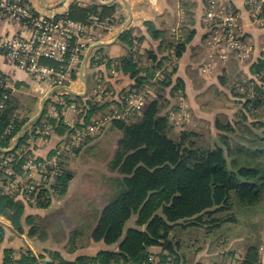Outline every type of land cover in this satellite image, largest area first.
<instances>
[{
    "label": "trees",
    "instance_id": "16d2710c",
    "mask_svg": "<svg viewBox=\"0 0 264 264\" xmlns=\"http://www.w3.org/2000/svg\"><path fill=\"white\" fill-rule=\"evenodd\" d=\"M114 8L103 7L102 16H112ZM97 10L96 5L83 8L76 4L69 13L72 19L84 21ZM145 25L152 38L159 41L158 54L153 50L146 52L151 59V66L171 47H175L180 59L195 34L194 30L183 28L184 40L174 44L165 31L158 30L151 22ZM121 40L127 43L129 53L113 63L110 60L109 66L115 64L118 70L135 80L136 86L133 88L137 91L152 83L150 79L154 71L141 63L140 54L135 49L136 42H139L132 39L129 30L122 34ZM251 72L264 73V58L258 59L251 66ZM262 81L263 84L255 87L256 96L249 100L255 110L263 111L261 119L257 121L260 133L249 141V145L238 144L232 147L225 144L215 148L198 147L194 143L187 145L186 139L191 133L183 132L179 139L170 136L169 115L163 114L161 110L162 101L166 102L164 92L172 85V81L162 79L153 82L163 92L161 94L160 91L156 98L148 101L139 120H112V128L121 131L122 136L110 168L120 176L113 178L115 192L101 212L92 239L109 245L121 242L120 251H101L96 256H81L72 262L61 260L59 254H55L54 258L59 259L60 264H141L149 259L152 247L160 246L162 264H181L177 254L179 241L175 243L170 237L175 226H208L211 229L223 222H233L235 219L229 218L228 214L220 217L231 211L233 196L243 207L259 204L264 197V76ZM179 87H182V83L175 81L171 94ZM21 101L14 97L0 116L2 148L8 147L10 139L28 122L27 118L20 119L18 116L27 111L26 101L24 105ZM86 106L82 118L85 117L87 125L104 107H98V104L93 106L90 102ZM45 118L46 113L23 134L18 146V150L23 149L21 158L32 154L29 139ZM59 124L60 132L66 134L69 125L61 121ZM11 125L16 126L11 134H7ZM230 126L223 128L229 130ZM8 155L11 154L0 153V156ZM72 177L69 169L63 170L57 194L62 196L66 193ZM23 205L11 195L0 194V215L7 216L19 228ZM44 205L39 203V207ZM134 216L137 217L135 227L126 230V224ZM34 232L35 228L32 230ZM2 235L3 228L0 226V239ZM13 253L12 250L6 252L4 264L11 263ZM260 262V247L256 246L250 247L243 258L236 260L237 264H262ZM14 264H37V261L32 253L26 252Z\"/></svg>",
    "mask_w": 264,
    "mask_h": 264
},
{
    "label": "crops",
    "instance_id": "0c3cea01",
    "mask_svg": "<svg viewBox=\"0 0 264 264\" xmlns=\"http://www.w3.org/2000/svg\"><path fill=\"white\" fill-rule=\"evenodd\" d=\"M101 1L104 3L112 1V3L102 4ZM223 1L230 3L240 13V23L248 42L252 44V46L254 45L255 55H258L259 52L261 53L264 46V29L259 28L253 23L251 19L252 15L246 6V0ZM28 2L36 7L38 11L49 15H63L76 4L83 8L96 5L98 6L97 12L93 11V13L90 14L99 15L101 18H109V21L113 23L105 25V29L107 30L102 29L101 37L99 35L96 40L92 39L89 41V46L82 54L83 56H81L82 64L80 65V68L74 67V65L70 67L71 75L70 78L66 79L64 86L69 87L74 93L61 89L48 98L44 113H46L47 117H51V121L54 123V129L51 130L52 134L50 135L49 140L44 141L39 139L36 143H31V148L33 150L32 154H35L36 156H47L53 148L60 145L59 143L62 142L61 139L65 138L66 134L60 132L59 127L56 126V124H59V115L56 117L55 114H60L61 111L63 112L62 109L66 110V119H80L85 112L84 108L87 107V102H90L93 106L98 104V107H104L103 110L94 115L92 118L93 121H98L100 117L103 118L105 116L106 109L108 110V108L102 103V96L99 97L98 93H96L98 88H100L98 82H101L102 86H107L115 93L116 97L113 100L114 102L118 101L119 94L126 89V86H132L134 84L135 80L131 79L121 70H118L115 64L109 66L110 60V62L113 63L129 53L130 48L126 42L121 40L122 35L118 38L120 28L129 22V19H131V21L127 30L130 31L131 35L134 34L135 36L142 37V40L139 42L142 44H140L141 47H138L137 53L140 54L139 56L143 66L147 65V63L149 64L151 60L146 52L153 50L158 54L159 48V41L152 38L145 25L146 22H151L158 30L165 31L168 38L172 40L174 44L184 40L185 29L195 31L193 38L187 45L185 53L178 60L177 69L171 77L172 85L166 89L167 97H169V95L172 96L173 94H170V92L171 88L175 85V81L177 83L179 81L182 83V87L179 88H182L184 92V95H182L184 98L183 102H187L190 115L197 117L204 116L207 109L204 101L207 100L208 95H210V93H221L225 90L224 84H222V79L224 77V71L227 72L228 69H225L224 66H219L212 74H210V76H208V74H203L199 70L200 64L208 59V54L205 53V30L203 25V13L207 0H28ZM111 6L115 7L114 14L107 17L102 16L103 7ZM175 27H178L181 31L179 37L177 35L173 36L171 33L172 28ZM14 29L17 31L16 28ZM103 36L106 37L102 38ZM99 43L105 44L96 46ZM121 47L124 48V50L126 49L124 54L121 52ZM91 48L92 51L85 63V84L82 78L81 68L85 62L88 51ZM114 68L115 72L113 73ZM0 72L10 77V79L21 88L17 95L19 94L21 98L27 97V111H23L22 115L29 121L39 113L43 98L48 92L53 90V87L47 86V84H34L32 77L28 73L17 68L1 53ZM227 74L229 73L227 72ZM89 75L95 76L98 80H96L93 86L90 85ZM56 96H63L66 100L58 102L56 101ZM77 98H79V100H77ZM29 100L30 102H28ZM50 100L51 102L48 104ZM109 101L111 102V100ZM65 104H67V107L63 108ZM111 104L113 103L111 102ZM29 105H32L31 109H29ZM107 117H104V119ZM65 118L62 117V119ZM113 119L108 120L105 125H108L110 122L112 123ZM61 122L65 124L64 121ZM109 126L112 125L109 124ZM112 129V127L111 129L109 127L105 131H112ZM15 143L16 142L12 145V143L9 142V147L6 148H12ZM91 145L92 144H89L88 147ZM83 146L85 147L86 145ZM83 146L82 149L84 148ZM67 169H69V166ZM115 177L116 176L111 174L109 179ZM76 178L77 175L75 171L74 176L68 183L66 193L56 202H51L53 204L48 208H46V206L35 207L26 205L23 201L17 199L24 204L23 214L20 220L21 228L15 226L7 216L0 215V226L3 228V235L0 239V264L5 263L6 252L8 250L16 252L19 258L26 252L33 253L36 255V259L38 258V255L40 258H43L46 264V258L48 255L53 261H57V264H60V260L54 258L55 254H59L61 260L72 262L81 256H96L101 251H120L121 242L109 245L104 241L98 242L92 239V232L97 225L105 204L108 203L107 199H109L110 186L107 190L104 184L97 185V187L95 186L93 190L88 184H86V195H93V197H88V199H90L88 204L95 205V193L97 190H104L105 197H103L99 209L89 210L90 214L92 213L93 216L91 219L89 218L91 225H89L90 223L88 224L89 233H87L88 239L85 242H82L81 240L80 242L78 241L80 244L76 245L77 241H75L72 236L73 231L67 225H60L61 234L59 235L54 233L56 230L54 229L53 224L48 225L49 227L47 228H44L41 225L40 221L50 215L51 210H58L54 207H57L58 205L63 206L69 201L70 196L76 187ZM33 227L35 228L34 233H32V230L34 229ZM209 241L211 240H201L196 234L193 236V242L188 245V249L185 253L179 249L181 247H177V254L180 258V263L226 264L236 261L238 257L243 258L246 253V251L243 254H240L242 251H227V248L221 247H218L219 249L216 247L213 248ZM150 250L151 252L153 250L152 253H155V255H159L158 253L162 252L160 246L152 247ZM260 261L264 264V252L262 250H260Z\"/></svg>",
    "mask_w": 264,
    "mask_h": 264
},
{
    "label": "rangeland",
    "instance_id": "374dc122",
    "mask_svg": "<svg viewBox=\"0 0 264 264\" xmlns=\"http://www.w3.org/2000/svg\"><path fill=\"white\" fill-rule=\"evenodd\" d=\"M210 2L211 0H207V4L203 13V25L209 23L208 19H210V21L213 23L209 29L207 27L204 28L206 49L205 53L208 54V59L200 64L199 70L203 74H208V76H210V74H212L219 66H224L225 69H228L227 72L229 74H227L226 71H224L223 73L224 82L222 81V83L224 84L225 90H223L224 92L221 93H210V95H208L207 100L204 101L205 107L207 108L205 111L206 114L202 117L190 115L187 102H183L184 98L182 95H184V92L182 88L176 89L173 95H169V97H167L166 93L164 92V98L166 102L163 103L162 101L163 107L161 111L163 114L169 115L171 123L170 136L173 139H179L181 133L183 132L191 133L186 139L187 145L194 143L195 146L203 148H215L217 146H225V144L231 145L232 147H236V145L238 144L249 145V141L252 140L255 135L260 133L257 121L261 119L260 117H262L263 114V111L255 110L253 106L249 104V100L251 97L253 98L256 96L255 87L258 84H263L262 80L264 76L263 72L260 74H253L251 72V66L255 62H257L258 59L264 58V46L261 50V53L259 52L258 55H255L254 45L252 46V44L248 42L241 25L237 40L240 42L242 41L246 44H241V46L246 47V51L244 52V50L241 51V49L233 48L230 50L232 52L227 56H222V59L211 57L216 54L215 50H220V46L213 45L211 41H208V38H210L209 31L213 32L214 30L218 29V27H220L221 25V22L216 21L215 16L210 17V14H208L209 10L207 9L209 8L210 4L212 7H214V9L219 10L229 9L231 5L227 1L223 0H220L217 4H213L212 2ZM251 19L253 21V17ZM109 24L113 23L109 22ZM258 27L263 28L260 26ZM105 28L106 27L101 28V31L102 29L107 30ZM180 32L181 31L180 29H178V27L172 28L171 31L173 36L177 35L178 37L181 34ZM132 36L133 40L135 41L140 42L142 40V37L140 36L138 37L134 34ZM211 36V38H213L214 35ZM104 37L106 36H103L102 38ZM206 40L208 42V45L212 44L213 46H208ZM140 44L142 43L135 44L136 50H138V47H141ZM88 46L89 44L86 45V47ZM125 51L126 49L124 50V48L121 47L122 54H124ZM164 52L165 53L162 55V57H158L155 65L151 66L152 63H147V65H145L148 66L152 71H154V76L152 79H150L152 83L144 86L142 89H137V91L133 88L134 86H136V82H134L132 86H126V89L119 94L117 103H114L113 101L116 97L115 93L107 86H102L101 82H98L100 88H98L96 93H98L99 97L102 96V103L105 107L108 108V110L106 109L104 116H108L107 118L104 119V117H100L98 121H90V123L86 125V119L84 120L85 117L80 119H66L65 109H62L63 112L61 111L60 114H55L56 117L59 115L58 123H60V121H64L65 124L69 125V129H67L65 138L61 139L62 142L59 143L64 148V153L61 158L60 165L63 170L67 169L69 166V171L73 174V176L76 171L77 183L75 190L70 196L69 201L66 202L63 206L58 205L57 207H54L58 210H51V214L40 221L41 225L44 228H47L49 227L48 225L53 224L54 229L56 230L54 231V233L59 235L61 234L60 225L69 226L73 231V238L75 239V241H77L76 245L80 244L78 243V241L80 242L82 240V242H85L88 239V224L90 223L89 225H91L90 219L93 216L92 213L90 214L89 210H97L99 209V207H101L100 203L101 201H103V197H105V191L97 190V192L95 193V205H90L88 204V202L90 201L88 197H93V195H86V184H88L92 190L95 186L97 187V185L104 184L107 190L110 186L109 199H107V201L109 202L115 192L114 188H116L114 185V180L109 179V176H111V174L116 177L120 176L118 172L111 171L110 166L114 154L117 150L118 141L122 136V132L116 129L114 130V128L112 129V131L106 132L105 130H107V128L110 127L111 129L112 126H109V124L112 125V123L110 122L108 125L105 124L108 120L113 118H132V120H139L140 116L147 106L148 101L156 98L157 94L160 91L162 94L163 91L161 87L157 86L155 83L153 84V82L162 79L165 81H170L172 73H175L174 70L177 69L179 60L176 55L175 47H171ZM81 64L82 59H79V61L74 64V67L80 68ZM114 72L115 68L113 70V73ZM70 75L71 72L70 70H68L67 78H70ZM32 80L34 84H47V86L51 87V83L49 80L37 79L35 77H32ZM96 80L97 78L95 76L89 75V82L91 86L95 84ZM15 87L17 92L15 93L14 97H18L20 100H22L21 102L24 105V102L28 99L27 97L21 99L20 95H17L18 91L21 90V88L16 84ZM137 92L139 93L135 94ZM65 100L66 99L63 96H56V101L58 102ZM109 100H111L113 104H111ZM28 102H30V100ZM180 103L182 104V106ZM25 104V106H27V102ZM179 104L181 107L179 106ZM65 107H67V104H65L63 108ZM18 116L20 117V119H23V115ZM62 117L66 120L62 119ZM46 118L36 129L34 136L29 139V143H36L39 139L42 140V136L44 134H41L40 132L44 131L43 129L46 127L50 129L48 131V133L50 134L48 136H45L46 140H49L50 135L52 134L51 130L54 129V127H52V125L54 126V123L51 121V117L48 118L46 116ZM96 122L103 123V126L100 128L95 127L97 125ZM229 124L231 125L229 127V130H225L223 127H226ZM56 126L58 127V124H56ZM30 128H32V126ZM92 128L94 129V131H92ZM18 134L10 139L9 142H11L12 145L14 144V142H16ZM89 144L92 145L88 147ZM83 145L86 146L84 147ZM18 146L16 149H18ZM82 146L84 147L83 149ZM53 149L48 155L53 152ZM27 158L30 159L32 157ZM27 158L19 159L15 163V169L17 170L20 166H22L25 162L24 160ZM0 175L4 177V174H2L1 172ZM27 179L28 180L25 183H30L32 181V178ZM13 197L17 199L16 196L13 195ZM60 197V194H54V196L49 200L50 203H45L44 206L48 208L51 204H53L51 202H56ZM232 202L233 207L231 211L224 215H221L220 217L223 218L228 214L229 218L235 219L233 222H223L222 224L214 226V228L211 229L208 228V226H190L189 228L183 226H175L170 234V237L175 243H177L176 241H179L178 246L181 248H178L181 249L183 253L187 251L188 245L193 242V236L196 234L198 237H200L201 240H211L209 241V243H211L210 245L213 248H227V251H242L240 254H243L250 247L256 246L260 247V250L264 252V197L259 204L252 207H243L239 205L235 199V196H233ZM30 205L35 207L39 206L38 203ZM136 218L137 217L134 216L128 221V223L126 224V229L132 226V228L135 227L134 224L136 222ZM152 252L149 258H156L157 260L155 261L158 262V264H162L160 261V254H162V252L158 253L159 255H155V253ZM32 255L36 258L35 254L32 253ZM37 257L40 260H43V258H40L38 255ZM17 258H19V256ZM226 264L237 263L236 261H234Z\"/></svg>",
    "mask_w": 264,
    "mask_h": 264
},
{
    "label": "built area",
    "instance_id": "2783aa9c",
    "mask_svg": "<svg viewBox=\"0 0 264 264\" xmlns=\"http://www.w3.org/2000/svg\"><path fill=\"white\" fill-rule=\"evenodd\" d=\"M211 2L219 3L218 0ZM246 6L253 23L264 28V0H246ZM207 10L210 17L215 16L216 21L221 22L218 29L213 32L208 30V41L220 46V50H215L218 55L211 57L222 59L233 48L245 52L246 47L241 44H246L237 40L241 27L240 13L232 6L219 10L211 4ZM109 20L91 14L86 20L78 21L70 17L69 11L63 15H49L38 11L28 0H0V53L30 76L49 80L51 87L64 86L70 67L81 59L89 41L102 36L101 28L108 25ZM208 22L204 26L209 29L213 23L210 19ZM211 35H214L213 38ZM206 43L208 45L207 40ZM16 92L14 81L0 72V116ZM96 123L97 128L103 126V123ZM14 127L11 125L6 133L11 134ZM43 130L40 133L44 134L42 140L46 141L45 136L50 134V129L46 127ZM22 150L16 149L11 155L0 156V172L4 174V177L0 175V194L14 195L26 205L49 203L60 185L63 174L60 161L64 148L60 144L48 156L31 154L29 157L32 158L25 159L16 170L15 163L21 159ZM27 178H32V181L25 183ZM17 255L16 252L12 254L11 264H14ZM155 260L149 258L141 264H158ZM36 261L37 264H46L39 258Z\"/></svg>",
    "mask_w": 264,
    "mask_h": 264
},
{
    "label": "water",
    "instance_id": "95a60500",
    "mask_svg": "<svg viewBox=\"0 0 264 264\" xmlns=\"http://www.w3.org/2000/svg\"><path fill=\"white\" fill-rule=\"evenodd\" d=\"M102 4H111V2H107V3H104L101 1ZM130 21L131 19H129V22H127L123 27L120 28L119 30V35H118V38L127 30V27L128 25L130 24ZM105 43H99L97 44L96 46H99V45H103ZM92 51V48L88 51V54L86 56V59H85V62L84 64L82 65V78L85 82V69H86V60L88 58V56L90 55ZM86 84V82H85ZM61 89H65L71 93H74L69 87L67 86H58L56 88H53V90H51L50 92H48L46 94V96L43 98L42 102H41V107H40V111L37 115H35L33 118H31L24 126L23 128L20 130L18 136H17V139H16V143L15 145L12 147V148H9V149H3V148H0V152L1 153H11L12 151H14L17 146L19 145L21 139L23 138V134L25 132V130H27L28 128H30L33 124H35L38 120H40L43 115H44V111H45V107H46V102L48 100V98H50L54 93L58 92L59 90ZM46 262L47 263H53V264H57L58 262L57 261H53L52 258L48 255V257L46 258Z\"/></svg>",
    "mask_w": 264,
    "mask_h": 264
}]
</instances>
